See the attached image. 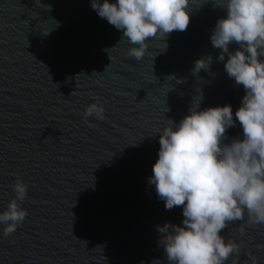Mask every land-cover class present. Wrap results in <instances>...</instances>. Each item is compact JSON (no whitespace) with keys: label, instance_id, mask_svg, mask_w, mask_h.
<instances>
[{"label":"water","instance_id":"obj_1","mask_svg":"<svg viewBox=\"0 0 264 264\" xmlns=\"http://www.w3.org/2000/svg\"><path fill=\"white\" fill-rule=\"evenodd\" d=\"M198 5L187 30L168 34L166 48L147 41L137 61L91 0H0V211L17 177L28 184L18 202L25 220L7 237L0 225V264H167L157 226L183 216L148 183L156 133L198 103L235 114L245 95L210 40L226 11ZM209 56L208 69L194 72ZM92 103L103 119H84ZM226 136L242 138L238 121ZM221 235L240 246L225 264H264V225L247 213Z\"/></svg>","mask_w":264,"mask_h":264},{"label":"clouds","instance_id":"obj_2","mask_svg":"<svg viewBox=\"0 0 264 264\" xmlns=\"http://www.w3.org/2000/svg\"><path fill=\"white\" fill-rule=\"evenodd\" d=\"M208 2L199 0L198 6ZM211 2L226 11L217 20L211 44L220 50L218 60L225 61L227 54L224 70L243 85L245 95L235 114L229 104L201 110L198 103L178 123L168 120L156 133L160 147L148 183L166 210L182 206L183 216L180 224L157 226L167 264H225L238 256L240 246L226 241L222 230L243 221L245 213L248 223L264 225V0ZM193 5L194 0H91L97 15L133 45L128 54L137 61L144 57L147 41L162 38L166 48L168 34L187 30ZM232 44L237 45L234 51L229 50ZM211 60L198 59L193 71L207 70ZM104 111L92 103L83 117L103 119ZM237 121L243 136L229 141L226 132ZM12 189L14 198L0 211L4 237L28 215L18 203L27 199L28 184L17 177Z\"/></svg>","mask_w":264,"mask_h":264}]
</instances>
